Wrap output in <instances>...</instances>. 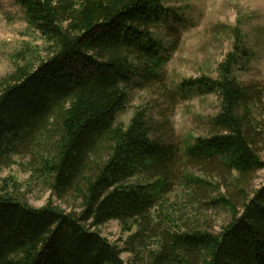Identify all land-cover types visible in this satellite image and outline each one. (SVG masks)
<instances>
[{"label":"trees","instance_id":"trees-1","mask_svg":"<svg viewBox=\"0 0 264 264\" xmlns=\"http://www.w3.org/2000/svg\"><path fill=\"white\" fill-rule=\"evenodd\" d=\"M43 45L24 42L0 78V170L28 175L0 183V264H264V160L257 85L239 81L240 45L218 78L185 80L173 91L170 53L157 36L181 17L165 0H15ZM175 45L174 43L171 46ZM161 87L169 106L213 94L209 134L185 145L157 135V104L119 122L130 96ZM35 187L73 197L79 212L51 199L36 208ZM226 213L218 232L210 213ZM118 221L124 249L94 229Z\"/></svg>","mask_w":264,"mask_h":264},{"label":"rangeland","instance_id":"rangeland-1","mask_svg":"<svg viewBox=\"0 0 264 264\" xmlns=\"http://www.w3.org/2000/svg\"><path fill=\"white\" fill-rule=\"evenodd\" d=\"M166 7L181 17L180 22L171 19L162 22L156 29L157 36L166 49L176 48L170 53V61L165 68L167 84L175 91L185 80L202 76L218 78V67L227 55L234 50L240 40L246 55L240 58L236 75L246 85H259L264 92V0H165ZM24 42L43 45L28 29V24L15 0H0V78L13 71L11 55L18 51ZM174 43L175 45L171 46ZM178 93V90L176 91ZM264 102V98H263ZM157 104L154 130L157 135L175 143L185 154V145L194 142L196 137L209 134V121L219 112L218 97L213 94L196 95L178 100L169 106L161 87L136 90L130 96L126 109L119 116V122L126 124L133 113L147 106ZM259 121L261 140L256 149L264 160V106L256 114ZM15 175L21 182L28 175L18 166L0 170V183L3 178ZM264 183V171H259L252 181L251 189ZM26 199L31 206L40 208L49 199L67 212H79V202L67 196L60 199L52 196L44 188L35 187ZM209 227L218 232L227 221L226 213H210ZM111 243L124 249L128 234L122 232L118 221H111L94 229ZM125 264H131V254H122Z\"/></svg>","mask_w":264,"mask_h":264}]
</instances>
